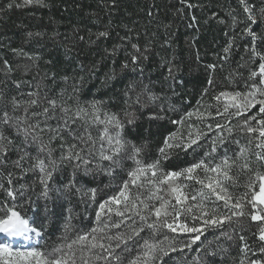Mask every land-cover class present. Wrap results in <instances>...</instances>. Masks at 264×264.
<instances>
[{
	"label": "snow or ice",
	"instance_id": "1",
	"mask_svg": "<svg viewBox=\"0 0 264 264\" xmlns=\"http://www.w3.org/2000/svg\"><path fill=\"white\" fill-rule=\"evenodd\" d=\"M112 2L115 4L116 0ZM43 3L44 0H24L25 5ZM237 3L242 18L236 14V9H230L228 14L230 30L238 31L223 48L224 55L219 59L227 61L238 40L244 41L239 45L244 55L238 69L244 68L248 76L245 78L239 70L229 76L239 77L245 91H221L213 97L216 101L222 98L228 101L222 110L216 108V115L227 114L236 119L237 124L232 125L231 119L227 125L217 123L215 127L226 130L228 136L221 134L212 140L203 158H194L186 167L165 170L164 162L171 160L177 150L188 154L189 150L195 152L202 147L200 141L206 136L205 132L197 130L186 135L181 131L170 132L163 146L158 148V155L151 160L145 159L146 140L137 143L130 138L129 130L135 131L139 120L132 106L144 107L142 97L152 102L160 99L142 80L139 91L135 83L126 86L124 107L117 112L111 111L108 100L81 99L83 77L63 75L60 79L65 87L52 96L41 95L43 89L39 84L26 98H23L25 93L19 91V84L17 95H8L0 88V192L4 193V198L0 199V233L12 238L43 237L47 220L65 211L68 214L61 245L45 251L39 247L20 250L0 244V264H167L165 257L170 260L172 253L191 249L201 240L206 228L223 229L226 223L230 232L221 234L232 241L234 237L230 233H236L239 251L247 259L253 248L241 234L249 230L243 224L245 218L257 222V230L252 235L257 238L259 253L264 254V171L255 167L256 164L264 167V0H237ZM7 7L12 8L13 4ZM112 27L109 20L105 30L95 34V40L89 34L88 42L94 44L107 39ZM124 27L127 31L120 38L121 43L114 45L108 54L114 57L122 48H131L127 55L134 66L131 70H139L142 76L141 65L152 54V40L146 38L144 45L138 39L133 43V36L128 34L133 30L127 25ZM78 39L84 40V37ZM13 51L27 56L22 49ZM28 59L35 61L39 57L28 56ZM161 62L167 72L165 79L176 81L179 65L175 57H162ZM3 64L7 75L11 67L7 60ZM218 66L223 67V64L205 67L214 71ZM122 67L128 68V63ZM114 76L113 73L107 79ZM56 77V72H46L44 78L55 86ZM207 83L213 86V79L209 77ZM169 88L174 91L173 83H169ZM204 91L207 93L208 89ZM164 112L161 106L159 112L148 114L149 121L165 119ZM186 115L190 118L193 114ZM171 122L184 123L183 120ZM207 127L211 129L212 125ZM94 128L96 135H93ZM235 131L247 137L245 144L236 138ZM136 139H142V134H137ZM233 144L236 147L230 148ZM218 148H223V152L217 154ZM241 176L247 178L243 185ZM25 177L31 182L21 183ZM101 177L107 178L108 183ZM237 187H243L244 191L233 194L231 189ZM98 194H103L104 198L98 200ZM39 200L44 203L38 205ZM73 201L78 206L96 205L93 210L96 226L87 232H77L74 239L65 242L69 241L67 234L74 228L71 224L74 213L67 207ZM25 206L29 210L39 208L31 220L18 210ZM189 220L193 222L191 226ZM198 221H202V226H195ZM122 227L128 231H119ZM146 228L150 231L147 238L141 236ZM165 229L178 235H194L180 242L177 236L165 233ZM160 235L163 238L157 240ZM222 251L227 252V249ZM215 255L214 251L207 253L209 257ZM197 259L199 264H207ZM245 259H239L237 264H245ZM247 264H264V259H247Z\"/></svg>",
	"mask_w": 264,
	"mask_h": 264
},
{
	"label": "trees",
	"instance_id": "2",
	"mask_svg": "<svg viewBox=\"0 0 264 264\" xmlns=\"http://www.w3.org/2000/svg\"><path fill=\"white\" fill-rule=\"evenodd\" d=\"M9 3L13 4L12 8L7 7ZM189 4L192 7H188ZM230 9H236V14L242 18V10L237 0H184L183 3L181 0H116L115 4L112 0H44L42 5H25L24 0H0V88L5 89L8 95H17L16 86L19 84V91L25 93L23 98H26V94L36 91L35 86L39 84L43 89L41 95L47 93L52 96L65 87L60 79L63 75L83 77L81 99L108 100V107L111 111L117 112L124 107L123 92L126 86L135 83L136 91H139L142 80L143 84H148L160 99L152 102L147 97H142L144 107L135 104L132 106L131 110L136 112L139 120L135 131L129 130L130 138L137 143L146 140L148 149L145 159L151 160L158 155V148L163 146V140L170 132L181 131L185 135L188 132L194 134L197 130L205 132L206 136L200 141L202 147L197 148L195 152L189 150L188 154L177 150L171 160L164 162L165 170H173L177 166L186 167L194 158H203L212 140L221 134L228 136L226 130L215 127L217 123L227 125L231 119L227 114L216 115V108L222 110L228 101L223 98L216 101L213 97L221 91H245L244 82L239 77L232 79L229 76V73L235 75L237 70L243 72L245 78L248 76L244 68L238 69V64L242 63L241 56L244 55L239 45L244 41L238 40L227 61L219 59L224 55L223 48L234 32L238 31L229 28ZM109 20L113 24L110 29L111 35L107 39L97 40L94 44L89 43V34H92V39L95 40V34L105 30ZM124 25L133 30L128 33L133 36V43L138 39L139 43L144 45L146 38L152 40V54L141 65L144 69L142 76L139 70L136 72L131 70L134 66L127 59L131 48L126 50L122 48L114 57L108 54L114 45L121 43L120 38L125 36L127 29ZM28 33L33 35L29 36ZM36 33L42 35L37 36ZM79 36H83L84 40H79ZM13 49H22L27 56L20 55ZM28 56L39 59L33 61L28 59ZM162 57L167 59L175 57V63L179 65V71L175 73L176 81L165 79L167 72L161 62ZM4 60H7L11 67L7 75ZM125 63H128V68L122 67ZM213 63L223 64V67L218 66L214 71L206 70L205 66ZM46 72L57 73L55 86L44 78ZM113 73L114 78L108 80L107 77ZM209 77L213 79V86L207 83ZM169 83H173L174 91L169 88ZM205 89H208L207 93ZM130 95L134 98L133 93ZM161 106L165 108L163 113L165 119L149 121L148 114L159 112ZM209 112L212 113L211 116L208 115ZM187 113L193 115L189 118ZM242 119L243 117L240 118ZM173 120H183L184 123L173 124L171 122ZM209 124L212 125L211 129L207 127ZM231 124L236 125L237 120L231 119ZM96 134L94 128L93 135ZM137 134H142V139H136ZM234 135L240 139L241 144L246 143L247 137H242L239 131H235ZM235 147L234 144L230 146ZM223 150L218 148L217 154ZM255 167L264 171V167L259 164ZM101 179L108 183L107 178ZM26 181L31 182L28 177L20 182ZM246 181L245 176L240 177L241 185ZM36 191H39L38 187ZM231 191L238 194L243 192L244 188L237 187ZM3 198L4 193L0 192V199ZM35 198L33 194V199ZM103 198V194H98V200ZM37 203L43 204L44 201L39 200ZM67 207H71L74 213L71 219L74 228L67 234L69 241H65L70 242L77 232H87L96 226L93 211L96 205L78 206L73 201ZM18 210L31 220L39 208L29 210L25 206ZM67 215L65 211L63 215L58 213L47 220L43 237H40L35 247L48 251L61 245ZM188 222L190 226L193 224L191 220ZM243 224L249 230L241 234L253 248V251L248 252L247 259H264V254L258 251L257 238L252 235V232L257 230V222L245 218ZM195 226H202V221L195 222ZM119 231L128 229L122 227ZM164 232L170 237L177 236L180 242L189 240L191 235H194H178L166 229ZM222 232H230L227 223L223 229L206 228L201 240L193 244L191 249L172 253V258L169 260L165 257V261L167 264H199L197 259L199 258L207 261V264H237L239 259H245L239 251L240 242L236 233H230L234 239L229 241L221 234ZM149 235L150 231L147 228L141 233L145 238ZM162 238V235L156 237L157 240ZM222 249H227V252ZM208 251L216 252L215 257L207 256Z\"/></svg>",
	"mask_w": 264,
	"mask_h": 264
},
{
	"label": "bare ground",
	"instance_id": "3",
	"mask_svg": "<svg viewBox=\"0 0 264 264\" xmlns=\"http://www.w3.org/2000/svg\"><path fill=\"white\" fill-rule=\"evenodd\" d=\"M39 240H40V237L33 235L31 239H24L22 237H17V238L10 237L9 239H0V243L8 244L11 247L15 246V247L26 248L29 245L37 243Z\"/></svg>",
	"mask_w": 264,
	"mask_h": 264
},
{
	"label": "rangeland",
	"instance_id": "4",
	"mask_svg": "<svg viewBox=\"0 0 264 264\" xmlns=\"http://www.w3.org/2000/svg\"><path fill=\"white\" fill-rule=\"evenodd\" d=\"M10 237L6 236L5 234H2L0 233V239H9ZM2 244V243H0ZM14 249H20V250H25V249H28L29 247H26V248H22V247H15V246H12Z\"/></svg>",
	"mask_w": 264,
	"mask_h": 264
}]
</instances>
